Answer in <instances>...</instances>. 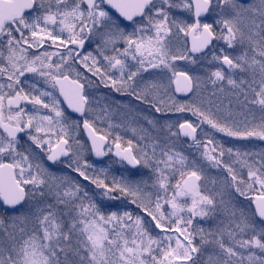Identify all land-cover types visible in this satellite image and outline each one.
<instances>
[{"label":"snow or ice","instance_id":"obj_1","mask_svg":"<svg viewBox=\"0 0 264 264\" xmlns=\"http://www.w3.org/2000/svg\"><path fill=\"white\" fill-rule=\"evenodd\" d=\"M86 85L120 94L131 139L100 134ZM250 138L264 0H0V264H264V149L228 143Z\"/></svg>","mask_w":264,"mask_h":264},{"label":"rangeland","instance_id":"obj_2","mask_svg":"<svg viewBox=\"0 0 264 264\" xmlns=\"http://www.w3.org/2000/svg\"><path fill=\"white\" fill-rule=\"evenodd\" d=\"M182 18H185V17H182ZM220 44H223V42L221 41ZM50 45H51V41H48L47 44L45 45V48L49 51L56 50L55 46L50 47ZM226 51L231 52L232 50L226 48ZM237 51H239V49H237ZM175 63H176L178 68H183V67L187 66L188 68L192 69V74L201 75V76H205V77L208 75V73H205L199 65L192 66V65H189L187 61H183V60H178ZM202 63L204 64V67L208 68L209 70H214L213 65H208L206 62H202ZM80 70L82 72L86 73L85 69L81 68ZM150 71H152V70H150ZM87 75L90 78H92L90 73H87ZM116 75H118V73ZM145 76H147V74H145ZM70 77L73 79L75 77V73L73 72ZM92 79H95V78H92ZM86 89H87V85H86ZM207 89H208V91L205 92V95L209 96L211 93V89H212V85L210 83L207 84ZM87 90L90 93V102H91L93 108L95 109V115L100 117V119L95 120V126L102 130L100 134H103V132H110L111 133V139H114L117 135L121 136V138L125 141L128 139H131L132 138V132H131L130 128L128 127L129 121L126 118V114L121 112V111H116L115 105L113 103L114 100L122 98L120 96V94L116 93L114 91H110L108 88H104L102 85L98 89L92 88V89H87ZM170 94L173 95L172 84H171V88H170ZM221 98L223 99V97H221ZM176 99L181 100L183 98H181V99L176 98ZM224 102L227 103V100L225 99ZM106 111H107V115L105 114ZM66 114H68V113L66 112ZM169 117L174 121L176 120L177 117H184V118H188L191 120H195L194 117H191L190 113H184V114L169 113ZM110 124L112 125V127H109ZM117 125H122V126L117 127ZM205 129L207 130L206 126H205ZM58 130L59 129H57V131ZM198 135H199V130H198ZM82 136H83V134H82ZM83 138H84V136H83ZM216 139L220 140V139H222V137L219 134H216ZM53 140H55V137H53ZM228 143L231 145H234L235 147L241 148V150H249V151H253V152H259L261 149H264L262 146L258 145L256 138H250L248 140H230V141H228ZM257 159H258V157H257ZM89 160H90V162H93L91 160V156H89ZM107 162H108V160L104 161L105 164ZM102 166H103L102 164L97 163L98 169ZM118 167H119L118 165H113L114 169H116ZM235 167L238 171V174L240 176H242L245 180H247V178H248L247 177V169L246 168L241 169L238 164L235 165ZM213 178H215L217 181H219L221 178L220 173L216 169H209L207 172L205 180L202 182L205 185L207 190H213L214 187H218V185L214 186L211 183ZM255 187H256V191H249L248 195L259 194V185H256ZM197 222H198V218H194V224H196ZM203 223H205V222L199 221V224L203 225ZM203 227H205V226L203 225Z\"/></svg>","mask_w":264,"mask_h":264},{"label":"water","instance_id":"obj_3","mask_svg":"<svg viewBox=\"0 0 264 264\" xmlns=\"http://www.w3.org/2000/svg\"><path fill=\"white\" fill-rule=\"evenodd\" d=\"M188 40H189L188 46L190 47V46H191V38H188ZM181 87H182V85H181ZM173 88H174V92H175V94H176L177 96L185 97V93H183V92H177V91H176L177 85L174 84V83H173ZM60 100L63 101V97H60ZM62 105H63V107L65 108V110H67V111H68L70 114H72L74 117H77V116L79 115V114H77V113L72 112V110H71L70 108H68L67 102H63ZM81 130H82V132H83V134H84V136H85V138H86V140H87V133H85V132L83 131V123L81 124ZM182 138H183V137H182ZM262 142H264V141H262ZM89 146H90V144H89ZM92 156H93V158H94L95 160H100V159H102V157H96L95 155H92ZM254 197H255V196H254ZM253 207H254V205H253Z\"/></svg>","mask_w":264,"mask_h":264},{"label":"flooded vegetation","instance_id":"obj_4","mask_svg":"<svg viewBox=\"0 0 264 264\" xmlns=\"http://www.w3.org/2000/svg\"><path fill=\"white\" fill-rule=\"evenodd\" d=\"M62 50V49H61ZM71 76V75H70ZM69 76V78H71ZM173 85V84H172ZM183 139V138H182ZM257 143H258V145H260V146H262L263 148H264V142H262L261 140H259V139H257ZM91 156V155H90ZM109 158L108 157H102V159H100V160H98V161H94L92 158H91V160L93 161V162H96V163H99V161H106V160H108ZM113 159H115V157H113ZM253 196H255V195H249V197H253ZM240 200H244V198L243 197H240ZM134 207V206H133ZM195 225V224H194ZM203 225L205 226V228L206 227H208L209 225L207 224V223H203ZM203 225L202 224H199V226H201V227H203Z\"/></svg>","mask_w":264,"mask_h":264}]
</instances>
